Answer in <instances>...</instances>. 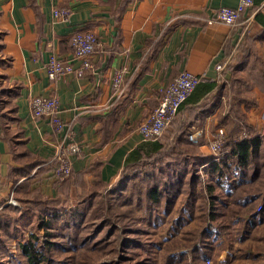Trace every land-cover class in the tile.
<instances>
[{"label":"crops","instance_id":"crops-1","mask_svg":"<svg viewBox=\"0 0 264 264\" xmlns=\"http://www.w3.org/2000/svg\"><path fill=\"white\" fill-rule=\"evenodd\" d=\"M258 2L227 24L208 21L239 0H0V217L8 212L18 217L13 207L24 206L32 192L72 201L98 175L115 181L127 153L143 142L138 128L158 105L160 89L183 70L206 81L239 76L252 83L257 110L251 123L261 127L264 10H257ZM54 7L68 8L67 19L54 17ZM79 31L101 38L94 67L83 76L50 78V54L74 60L71 40ZM118 71H123L121 90L113 88ZM228 89L187 103L170 128L185 123L206 128L200 147L207 149L227 108ZM34 95L58 97L59 115L81 143L73 173L64 181L53 175L59 136L49 118L32 115Z\"/></svg>","mask_w":264,"mask_h":264},{"label":"trees","instance_id":"trees-1","mask_svg":"<svg viewBox=\"0 0 264 264\" xmlns=\"http://www.w3.org/2000/svg\"><path fill=\"white\" fill-rule=\"evenodd\" d=\"M249 84L239 76L231 80L220 77L218 82L200 79L195 92L178 111L179 113L191 101L206 98L215 89L221 92L223 88L228 89L230 86L227 92L232 94L229 96V105L231 108L234 107L235 112L232 116L229 114L225 117L221 116L222 119L220 118L216 127V129L224 128L226 133L221 154H215L210 150L211 154L205 155L188 139L193 123V125L185 123L181 126L176 124L175 130L170 128L177 113L166 129L165 133H169V136L166 135L163 138V135L158 139L138 144L127 153L118 179L105 182L98 175L90 185L83 186L79 190L76 196V206L68 207L70 201L63 195L44 193L39 195L37 191V195L34 196V192L29 193L30 199L25 202L24 206L20 209L13 207L19 211L18 217H12L10 212L1 216L4 220L0 222V229L9 232L11 236L17 234V231L22 233L23 230L20 229L26 225L23 218L29 215L38 220L39 229L45 226V237L41 240L35 234L31 238L21 235L23 239L18 243L17 257L14 261H20L19 264H156L154 252L147 244L150 242L153 244L155 241H144L142 237L139 243L137 239L132 240L134 235L147 231V229L133 227L134 219L128 216L130 210L115 212L106 195V192L110 190L113 193L122 182L128 179V176L141 171L153 173L151 178L153 183L150 184L149 181L146 183L145 213L137 218L145 220L146 214L155 213L154 217L157 219L163 211V213L170 214L180 189L168 192V181H165L167 175L168 180L173 179L172 181L176 182L178 188L183 178H187L191 185L189 196L182 206V212L178 213L175 219V229L178 230L179 226L186 222L184 211L191 209V196L196 181L201 182L205 195L202 192L201 194L208 199L207 208L201 213L200 225L188 228L179 236L178 232L166 240L163 239V247L157 243L159 248L164 250L162 264H205L206 259L218 258L225 251H227V261H230L233 256L231 250L234 243H242L245 239L255 236L256 234L251 235V228L264 224V204L263 210L258 211L255 204L258 194L246 188L248 178H245V170L255 153V148L262 145V140H264V131L261 127L247 121L246 111L257 105L254 86L252 83ZM186 125L189 126L188 133L184 128ZM173 131L179 135L174 136ZM204 140L205 138L202 139V143ZM188 150H191L195 156L189 155ZM198 158H202L206 172L194 165ZM175 159L188 160L192 170L189 169V173L187 170L181 173L175 171L176 169L166 168L169 167L167 164H172L173 160L176 161ZM204 174L207 177H204ZM204 178L207 179L206 182ZM84 206L92 210L95 218L87 220L88 214L85 213ZM66 214V218L71 216L67 221L61 219ZM76 217H78L77 222H75ZM61 222H64L66 226L69 224V227L56 232L54 237L49 238L52 232L50 226L62 225ZM235 225H239L236 237L229 232V228ZM12 227L14 228L13 233L10 234ZM65 230H69L70 234H63ZM109 232L112 233L109 235ZM2 235H0V240L3 239L2 243L5 245L9 240L5 236L3 238ZM56 237L68 238L69 245L64 252L72 253L71 255H65L62 259L56 257L54 247L59 243ZM130 245H134L131 251L128 250L131 248ZM6 247L10 249V245L7 244ZM109 254H114L115 257L109 258ZM245 255L247 258L261 256V252L254 253L251 248H248ZM4 258L3 252L0 251V264H6L2 261Z\"/></svg>","mask_w":264,"mask_h":264},{"label":"rangeland","instance_id":"rangeland-1","mask_svg":"<svg viewBox=\"0 0 264 264\" xmlns=\"http://www.w3.org/2000/svg\"><path fill=\"white\" fill-rule=\"evenodd\" d=\"M227 95L229 98V96L232 94L227 93ZM256 110H257V108L255 106H253L248 111H246L247 112L246 116H247L248 122L251 123L253 121V115H254ZM222 112H225V114L227 113L230 116H232L233 115L232 113H234L235 111H234V107L231 108L229 105V102H228L227 108L224 107L222 109ZM221 113L218 116L219 118H221V116H222ZM235 115H237V114H235ZM184 128H185V131L187 132L189 126L186 125V127H184ZM261 129H262V131H264V124H261ZM166 135L169 136V133H165L163 138ZM224 142H225V138H224L223 144H224ZM207 144L209 146V143L206 140V145ZM197 148L201 149L200 146H197ZM188 151H189L188 152L189 155L195 156V155H193L191 150H188ZM202 152L205 155L211 154L209 147ZM172 162H173L172 164H167L169 167H166V168H169V170H175L174 169L175 166L181 167L185 171L186 170L189 171V169L192 170V168H190L188 160H176V161L173 160ZM194 165L198 169H201L204 171V166L202 164V158H198L195 161ZM170 172H172V171H170ZM182 172H183V170H181V173ZM204 172H206V171H204ZM152 174L153 173H150L148 171L147 172L141 171V172H138L135 174H131L130 176H128V179H126L125 182H122L117 187V189L115 191H113V193H112V190H110L109 192H106V195L109 198V201L111 202V204L113 206V210L115 212L120 213V212L128 210V209L130 210L128 216L131 219H134V226L133 227H137V229H140V228L147 229V231L145 230L143 232H140L136 236L134 235L132 240L137 239V243H139V241L141 240V237H142V239L144 241H155V242H153V244H151V242L147 243V244L149 245V247L154 252V256L156 257V264H162L163 263L162 257H163L164 250L162 251V248L160 249L159 245H157V243H160L161 247H163L164 246L163 239L166 240L178 232H179L178 233V236H179L180 233H183L188 228L200 225L201 220H202L201 219V213H203L206 210V208H207L206 203H207L208 199L206 196H204L205 192H203V190H202L203 185L201 184V182L196 181L194 183V190H193V193L191 196V204H192L191 209L189 211H184V215L186 217V219H185L186 222L182 226H179L180 228L178 230L175 229V219H176V217H178V215H179L178 213L182 212V206L185 204V201L189 196V192L191 190L190 189L191 185L187 181V178H183L184 180L178 188L176 182H174L172 180H168L169 176L167 175L165 178V181H168V183H167L168 184V192L171 193V191L174 189H180V193L177 195V199L175 200V205L173 207H171L170 214L163 213L164 212L163 211L160 213V215L157 219L154 217L155 213L153 215L146 214L147 216H146L145 220L142 218H137L139 216H142L143 213H145V205L147 203V198H146V194H145L146 190H147L146 183H147V181H149L150 184L153 183L152 182L153 179H151ZM163 175H164V173H163ZM204 175H205L204 177H207L206 174H204ZM245 175H246L245 178L246 179L248 178V184L246 185V188L251 189L252 193L258 194V196L256 197V200H255L256 201L255 204L257 205V210L262 211L263 210V204H264V140H262V145L260 144L259 146H257L255 148V153L249 161V165L247 166V168L245 170ZM254 175H256L255 178H254ZM164 177H165V175H164ZM145 178H147V179L145 180ZM204 179H205L204 182H206L207 179L206 178H204ZM201 192L204 195H202ZM75 198H76V193H75ZM75 198L72 199V201H71V199L69 200L70 204L68 205V207H70L71 205L72 206L77 205V201H76L77 198L76 199ZM83 208L85 210V213L88 214L87 220H91L92 218H95L94 213H92L91 209L88 210L89 208L87 206H84ZM28 216L26 218H23V221L26 222V225L24 228L20 229V230H23L22 233H21V231H17L16 232L17 234L11 236V235H9V232L4 231L3 229H0V235L4 234V235H2L3 238H4V236L6 237V239L8 238L9 242H7V244L10 245V249H9L8 247H6L7 244L4 245L2 243L3 239L0 240V251H2L3 255L5 256V258L2 261L6 262V264H19L20 263V261H17V260L14 261V260L17 257L18 243L23 239L21 235H25L26 237L31 238V236L33 234H35L41 240H43L45 237V226H44V228L39 229L37 227V225L39 223L38 220L33 218L32 216H29V217ZM66 216H67V214L63 215L61 217V219L67 221L71 217V216H69L68 218H66ZM61 219H60V221H61ZM77 219H78V217L75 218V222H77ZM2 220H4V219L2 217H0V222ZM7 220L9 221V219H7ZM63 223L64 222H61L62 225L53 224V226H50V228L52 229L51 230L52 232L49 235V238L54 237L56 232H60L64 228L67 229V227H69V224L66 226L65 223L64 224ZM59 226H63V227H59ZM13 229H14L13 227L10 228V230H11L10 234L13 233L12 232ZM251 229H252L251 235H255V234L256 235L252 236L248 239H245V241L242 243L241 242L234 243L233 249L231 250L233 253V256H232V259L230 261H227V251H225L218 258L212 257V258L206 259L205 264H264V251H263L264 250V224L262 226H259V227H252ZM238 230H239V225H237V226L235 225V226L229 228V232L232 233L234 237L237 236ZM111 233L109 232V235ZM63 234H65V235L70 234L69 230H65V232ZM25 239L26 238H24V240ZM56 239H59V240H56L59 243L56 244V246L54 247V252L56 254V257L58 259H62L65 255H71L72 253L66 254L64 252V249L67 248L69 245L68 238L61 239V237H56ZM130 246H131V248L130 249L128 248L129 251L134 249L133 248L134 245H130ZM153 247H154V250H153ZM248 248H251L254 253H257L258 251L261 252V256H251V257L247 258L245 254L247 253ZM140 249H142V248H140ZM108 257L112 258L115 256H114V254H109ZM208 261H210V263H208ZM16 262H18V263H16Z\"/></svg>","mask_w":264,"mask_h":264},{"label":"built area","instance_id":"built-area-1","mask_svg":"<svg viewBox=\"0 0 264 264\" xmlns=\"http://www.w3.org/2000/svg\"><path fill=\"white\" fill-rule=\"evenodd\" d=\"M255 4L256 0H239L236 7L222 6L214 12L213 18L208 23L219 20L227 24H234L244 11L254 7ZM257 7V10H264V0H260ZM52 11L54 17L60 19H67L69 15V10L65 7H54ZM71 42L78 64L74 63L75 59L63 60L55 53L50 54L47 62V70L50 78L58 79L70 73L83 76L88 69L94 67L92 57L103 45L101 38L91 31H79L72 36ZM217 68L221 72L223 66L219 64ZM199 81V75L189 70H183L169 85L160 89L158 105L138 128L144 141L155 140L165 134L166 129L175 118L183 103L194 92ZM122 82L123 71H118L114 76L113 88L121 90ZM58 104L59 100L56 95H34L30 99L32 115L36 118H49L54 128V134L59 136L60 140L54 142L53 175L55 178L64 181L71 177L73 173V159L80 155L82 146L80 141L74 138L73 133L67 131V126L59 115ZM206 132V128L200 125H193L189 130L188 139L193 144L201 146L202 138L206 135ZM225 134V129L221 127L216 129L210 137L209 148L213 153H223L222 145Z\"/></svg>","mask_w":264,"mask_h":264}]
</instances>
